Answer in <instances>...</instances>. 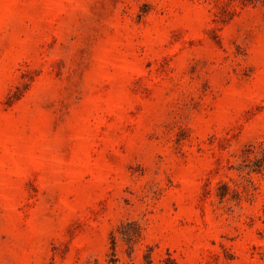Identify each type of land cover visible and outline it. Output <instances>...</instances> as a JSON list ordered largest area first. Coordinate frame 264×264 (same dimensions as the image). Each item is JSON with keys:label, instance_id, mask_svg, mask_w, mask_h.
Wrapping results in <instances>:
<instances>
[{"label": "rangeland", "instance_id": "374dc122", "mask_svg": "<svg viewBox=\"0 0 264 264\" xmlns=\"http://www.w3.org/2000/svg\"><path fill=\"white\" fill-rule=\"evenodd\" d=\"M0 264H264V0H0Z\"/></svg>", "mask_w": 264, "mask_h": 264}]
</instances>
